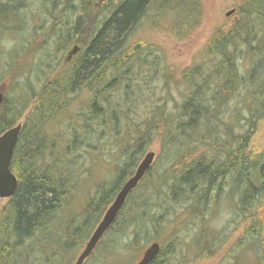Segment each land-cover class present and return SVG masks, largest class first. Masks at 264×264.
<instances>
[{
	"label": "trees",
	"instance_id": "obj_1",
	"mask_svg": "<svg viewBox=\"0 0 264 264\" xmlns=\"http://www.w3.org/2000/svg\"><path fill=\"white\" fill-rule=\"evenodd\" d=\"M152 11L172 14L178 31L200 17L201 5L0 0V77H11L0 104V134L27 114L10 161L17 186L0 207V264H71L156 141L155 161L84 264H97L98 251L99 264H108L121 247L140 250L149 241L160 248L147 264H168L178 245L176 233L164 227L169 212L203 223L207 207L225 191L238 195L232 224L243 227L264 264V148L252 147L264 119V0H244L235 8L238 15L215 29L203 60L180 73L184 89L178 99L165 75L164 102L146 106L141 122L132 119L123 127L120 115L129 119L138 102H145L139 83L131 87V75L145 73V80L159 65L153 47L129 41ZM38 29L46 31L41 39ZM73 46L77 51L68 59ZM63 121L66 132L60 131ZM106 129L114 154L102 161L109 162L113 176L95 184L75 217L70 199L88 173L77 152L87 154L91 136ZM207 234L201 227L195 235V249L203 254L211 250Z\"/></svg>",
	"mask_w": 264,
	"mask_h": 264
},
{
	"label": "rangeland",
	"instance_id": "obj_2",
	"mask_svg": "<svg viewBox=\"0 0 264 264\" xmlns=\"http://www.w3.org/2000/svg\"><path fill=\"white\" fill-rule=\"evenodd\" d=\"M243 2L244 0H199L201 5L200 17L193 21L192 24L189 25L190 27L186 29L177 28L178 31L173 30L175 28H173L171 23L174 22V17L170 13L157 15L155 11H152L137 23L129 36V41L134 42V44L138 43L140 45L144 43L146 46L149 45L153 47L155 50L154 53L159 57V65L152 70L150 75L146 74L147 77L145 80H142L145 73L139 76L135 75L134 72V74L131 75V82H129L131 87L135 88L139 83L140 89H142L141 93H143L142 99H144L143 101L145 102H138L139 104L134 109V113H130L129 119L120 115L119 119L123 127H126L132 119L135 122H141L145 117L144 111H146V106L152 108L156 104L161 105L164 102L166 93V87L163 85L165 75L170 77L171 93L178 99L180 90L184 89L180 82V73L186 67L203 60V49L213 35L215 29L221 26H227L231 20L238 15L237 11H234L235 13L225 16L226 12L230 11L232 8H237L238 5ZM31 8H33V6H31ZM94 11L97 12L98 10L95 8ZM44 26L45 29L48 27V25ZM45 32L46 31L43 29H38L35 32V36L41 39L40 37L43 36ZM62 55L63 53L58 55L56 63L59 62ZM31 62H33V60H31ZM9 78H11L9 75H7V79L0 77V86L5 87V92L6 89L9 88V82H7ZM176 83L179 84L177 85ZM81 98L80 96L78 98L79 100H75L74 104H78ZM171 104V101H168L167 105L171 106ZM34 105L35 102L31 105V108ZM26 115L25 113L19 122L22 123ZM225 121L229 123L230 119L225 118ZM64 123L65 121H63L62 127L60 128L62 132H66L67 130V128H63L65 125ZM263 126L264 119L255 131L252 144L255 150L264 148ZM91 143L93 147L87 151V154H85L82 149L77 152V154L83 155L80 162L82 163L85 161V164H83L85 166H83V168L86 167L85 169L88 173L82 176L84 182L81 183L78 190L76 189V191L73 192L70 199L71 206H69V208L71 209V213L73 212L75 214V217L80 214V210L84 207L88 198L94 195L95 184L102 182L106 178L111 179L113 176L112 170H110L111 166L109 167L110 164H108L109 162L104 163L102 161L104 159L106 160L111 154H114V139L112 138L111 132L106 129L105 135L93 134L91 136ZM151 150L154 151V158H156L159 150L157 141L149 147L148 151ZM6 199L0 198V207L5 204ZM237 200V194H228L226 191L222 193L219 200L214 199V202L207 207L209 213L203 223L197 220L190 221L188 218H183L184 215L175 217L172 214L173 212H169V215L166 217L168 222L164 224V227L167 233H176L178 245L176 246V253L169 259L168 264H262L255 250L256 247L251 246L252 242L249 238H246L248 236L244 234L243 227L240 226L237 228L234 223L232 224L235 218L234 207L235 204H237ZM175 208L177 211H181L179 206ZM262 213L264 214V209ZM204 223H206V227L202 226ZM201 227L209 233L206 237L207 241L211 243V250H207L205 254L202 253L203 251L199 252V250L195 249V235ZM93 230L94 229H92L91 233ZM108 241L109 238L104 242V245L106 243L108 244ZM123 241L124 240L120 242ZM151 242L152 241L147 242L144 247L140 248V250L135 249V251L128 249L124 250L121 249V247L118 249V254L115 256V259H110L107 263L135 264L140 259L143 253L142 251H144ZM159 242L162 243L160 240ZM85 243L78 253H76L71 264H73ZM255 244H258V241H256ZM101 254L102 252L98 251L94 258L97 264L100 263L99 261L101 258L103 260Z\"/></svg>",
	"mask_w": 264,
	"mask_h": 264
},
{
	"label": "water",
	"instance_id": "obj_3",
	"mask_svg": "<svg viewBox=\"0 0 264 264\" xmlns=\"http://www.w3.org/2000/svg\"><path fill=\"white\" fill-rule=\"evenodd\" d=\"M234 10L226 12L225 16L230 15ZM77 51V46H73L67 53L69 59ZM67 59V60H68ZM5 87L0 86V104L3 100ZM22 123L19 122L13 127H10L2 134H0V198L6 199L13 195L17 186V179L11 172L10 161L13 154L14 147L16 145ZM263 138H264V126H263ZM154 151H147L137 167L134 173L127 178L123 183L117 194L115 195L111 204L107 207L103 213L101 219L95 226L93 232L88 238L82 250L77 255L73 264H84L85 260L91 255L92 251L113 223L118 212L125 203L127 196L135 189L140 180L143 178L147 170L152 165L154 160ZM160 245L158 242L150 243L142 253V256L135 264H147L159 251Z\"/></svg>",
	"mask_w": 264,
	"mask_h": 264
},
{
	"label": "bare ground",
	"instance_id": "obj_4",
	"mask_svg": "<svg viewBox=\"0 0 264 264\" xmlns=\"http://www.w3.org/2000/svg\"><path fill=\"white\" fill-rule=\"evenodd\" d=\"M231 10H234L235 11V9L234 8H232ZM234 11L231 13V14H233L234 13ZM142 159V158H141ZM140 162V161H139ZM126 201V200H125ZM204 232V231H203ZM141 256H142V254H141Z\"/></svg>",
	"mask_w": 264,
	"mask_h": 264
}]
</instances>
